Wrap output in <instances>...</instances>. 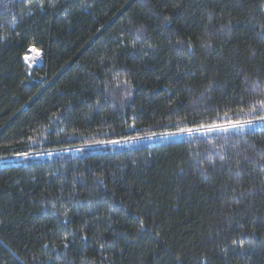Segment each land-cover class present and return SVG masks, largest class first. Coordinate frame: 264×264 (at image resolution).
<instances>
[{"label": "trees", "instance_id": "16d2710c", "mask_svg": "<svg viewBox=\"0 0 264 264\" xmlns=\"http://www.w3.org/2000/svg\"><path fill=\"white\" fill-rule=\"evenodd\" d=\"M260 101L264 0H0V159L80 148L0 163V264H264V126L99 144Z\"/></svg>", "mask_w": 264, "mask_h": 264}, {"label": "rangeland", "instance_id": "374dc122", "mask_svg": "<svg viewBox=\"0 0 264 264\" xmlns=\"http://www.w3.org/2000/svg\"><path fill=\"white\" fill-rule=\"evenodd\" d=\"M30 54L28 55V58L31 62H40L41 61V52L38 51L37 49H33L30 50ZM253 124L251 126H246L247 127H256V128H260L264 126V120H252ZM235 123V122H233ZM231 124L232 123H225V124H218V126L220 128H228V131H222L219 129L213 130V131H208L209 127L212 126H206V127H199V128H195V129H191L192 132H229V131H237L236 129H232L231 128ZM215 126V125H214ZM189 134V132L186 131H173V132H153V133H146V134H141V135H137V136H127L124 139L121 140H116L119 141V143H111L112 141L109 142H102L99 143L100 145H111L112 147H120V146H127V145H131V144H136L138 142H157V141H163V140H170V139H178L184 135ZM98 144H94L93 146H97ZM80 148H68V149H62V150H56V151H37V152H22V153H16L11 155L10 157L4 159V160H0V163L2 162H18V161H22L24 159L27 158H32V157H47V156H54L55 153L60 152V151H69V153H77L80 152L79 151ZM23 154H27V155H23Z\"/></svg>", "mask_w": 264, "mask_h": 264}, {"label": "snow or ice", "instance_id": "6c2138e0", "mask_svg": "<svg viewBox=\"0 0 264 264\" xmlns=\"http://www.w3.org/2000/svg\"><path fill=\"white\" fill-rule=\"evenodd\" d=\"M126 83H130V82H126ZM259 103H260L261 109L264 110V101H260ZM251 110L252 111H256V106L253 105ZM257 118L260 119V120H264V115H260ZM252 124H253L252 120L237 121V122L231 124V128L232 129H236V130H242L246 126H251ZM216 129H219V130H222V131H228L229 130L228 128H220L218 125H215V126L209 127L208 131H213V130H216ZM181 131L182 132L186 131V132H189L190 134L192 132L191 129H182ZM197 131H198V129H197ZM111 143H119V141H112ZM23 155H27V154H23Z\"/></svg>", "mask_w": 264, "mask_h": 264}, {"label": "built area", "instance_id": "2783aa9c", "mask_svg": "<svg viewBox=\"0 0 264 264\" xmlns=\"http://www.w3.org/2000/svg\"><path fill=\"white\" fill-rule=\"evenodd\" d=\"M6 158H8V157H6ZM6 158H1L0 160H4V159H6Z\"/></svg>", "mask_w": 264, "mask_h": 264}]
</instances>
